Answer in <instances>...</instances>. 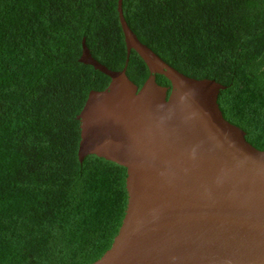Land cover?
I'll list each match as a JSON object with an SVG mask.
<instances>
[{"label":"trees","instance_id":"1","mask_svg":"<svg viewBox=\"0 0 264 264\" xmlns=\"http://www.w3.org/2000/svg\"><path fill=\"white\" fill-rule=\"evenodd\" d=\"M123 11L171 67L227 87L225 119L264 151V0H123ZM84 40L126 68L119 0H0V264H94L123 224L127 169L79 159L78 117L112 81L80 62ZM127 75L140 89L151 76L135 51Z\"/></svg>","mask_w":264,"mask_h":264},{"label":"water","instance_id":"2","mask_svg":"<svg viewBox=\"0 0 264 264\" xmlns=\"http://www.w3.org/2000/svg\"><path fill=\"white\" fill-rule=\"evenodd\" d=\"M119 14L126 68L98 62L85 40L80 59L112 80L78 117L80 162L97 156L128 172L123 224L94 264H264V151L225 119L227 87L171 67L132 31L123 0ZM132 51L151 73L142 89L127 75Z\"/></svg>","mask_w":264,"mask_h":264}]
</instances>
